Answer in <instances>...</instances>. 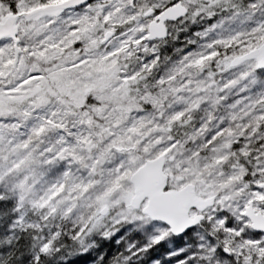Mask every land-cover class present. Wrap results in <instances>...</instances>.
<instances>
[{"label":"snow or ice","instance_id":"1","mask_svg":"<svg viewBox=\"0 0 264 264\" xmlns=\"http://www.w3.org/2000/svg\"><path fill=\"white\" fill-rule=\"evenodd\" d=\"M0 264H264V0H0Z\"/></svg>","mask_w":264,"mask_h":264}]
</instances>
